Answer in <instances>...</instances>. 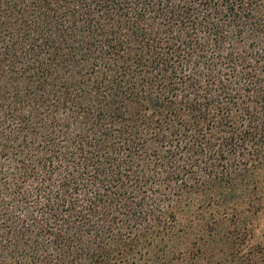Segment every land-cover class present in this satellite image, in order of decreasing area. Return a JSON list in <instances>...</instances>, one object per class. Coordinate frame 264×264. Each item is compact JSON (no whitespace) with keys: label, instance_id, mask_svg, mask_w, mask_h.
Listing matches in <instances>:
<instances>
[{"label":"trees","instance_id":"1","mask_svg":"<svg viewBox=\"0 0 264 264\" xmlns=\"http://www.w3.org/2000/svg\"><path fill=\"white\" fill-rule=\"evenodd\" d=\"M263 209L264 0H0V264H264Z\"/></svg>","mask_w":264,"mask_h":264},{"label":"rangeland","instance_id":"2","mask_svg":"<svg viewBox=\"0 0 264 264\" xmlns=\"http://www.w3.org/2000/svg\"><path fill=\"white\" fill-rule=\"evenodd\" d=\"M251 228L253 229V242L260 244L264 248V209L258 216L249 218ZM194 236L191 237L193 239Z\"/></svg>","mask_w":264,"mask_h":264}]
</instances>
